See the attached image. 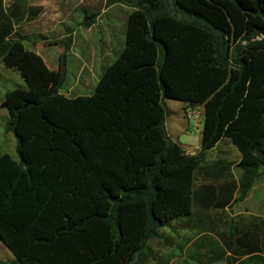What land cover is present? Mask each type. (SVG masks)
Here are the masks:
<instances>
[{"label": "trees", "instance_id": "16d2710c", "mask_svg": "<svg viewBox=\"0 0 264 264\" xmlns=\"http://www.w3.org/2000/svg\"><path fill=\"white\" fill-rule=\"evenodd\" d=\"M113 5L133 10L124 47L91 96L68 98L59 91L70 39L49 69L16 32L42 8L0 0V61L26 84L1 103L18 161L0 154V241L13 257L0 264L153 259L148 241L193 214L207 151L225 139L239 151L234 203L264 167V0H106ZM166 98L201 109L195 155L167 137ZM234 243L248 248L242 263L264 264L259 237Z\"/></svg>", "mask_w": 264, "mask_h": 264}, {"label": "rangeland", "instance_id": "374dc122", "mask_svg": "<svg viewBox=\"0 0 264 264\" xmlns=\"http://www.w3.org/2000/svg\"><path fill=\"white\" fill-rule=\"evenodd\" d=\"M14 2L25 8H42L34 19L26 16L19 21L16 32L23 39L24 47L38 53L49 69L57 71L66 41L70 39V48L72 47L74 55L66 59L69 48L65 56L67 77L60 94L68 98L91 96L102 71L116 58L113 54L117 53L120 47H124L127 18L133 10L124 5L106 7V0H4L7 7ZM84 24L90 26L86 28ZM107 54L110 56L108 60L103 58ZM80 57L85 64L83 78L80 77L78 68L81 64ZM16 89H26V84L18 72L6 68L0 61V154H8L18 161L17 140L12 132L5 130L9 115L1 107L6 93ZM164 104L169 111L165 122L168 138L185 145L189 150L200 148V131L203 128L201 109L197 110L199 121L196 122L187 117L184 103L166 98ZM223 148L224 143L220 144L219 150ZM219 156L217 151H213L209 154V159L214 160ZM262 174L264 167L261 168ZM251 207L258 208L256 204ZM192 239L207 242L216 241L217 237L195 235ZM191 249L192 247H189V250ZM189 250L186 252L187 256L190 255ZM146 256L144 254L139 257L137 262ZM0 259L6 262L13 260L1 241ZM186 260L185 264H192L191 258Z\"/></svg>", "mask_w": 264, "mask_h": 264}, {"label": "crops", "instance_id": "0c3cea01", "mask_svg": "<svg viewBox=\"0 0 264 264\" xmlns=\"http://www.w3.org/2000/svg\"><path fill=\"white\" fill-rule=\"evenodd\" d=\"M121 50L120 47L113 56L117 57ZM71 55H74L72 47L66 59ZM109 57L107 54L103 58L108 60ZM66 62L67 60H65L67 77ZM80 63L78 68L80 77L83 78L85 64L81 57ZM184 105L186 111L187 104L184 103ZM223 143L225 148L219 150L220 144ZM179 144L190 156L200 150V148L189 150L185 145ZM213 151H217L220 156L211 160L209 154ZM238 152L226 139L221 140L213 150L206 152L205 161L194 175L193 214L184 219H175L162 228L159 238L148 241L153 259L149 254L143 253L136 257L133 264H185L188 257L191 258L192 264H246L242 262H245L248 257L238 254L248 251L247 246L238 247L234 243L246 233L249 239L254 236L259 237L262 247L264 244V174L261 175L260 171L248 196L242 202L234 203V199L238 196V179L241 174L238 168L240 161ZM255 204L257 209L251 207ZM195 235H211L217 239L207 242L195 241L192 239ZM189 247L192 249L189 250ZM188 250L189 256L186 253ZM261 251V254H264V248ZM144 254L147 255L145 259L137 262L138 258L143 257Z\"/></svg>", "mask_w": 264, "mask_h": 264}, {"label": "built area", "instance_id": "2783aa9c", "mask_svg": "<svg viewBox=\"0 0 264 264\" xmlns=\"http://www.w3.org/2000/svg\"><path fill=\"white\" fill-rule=\"evenodd\" d=\"M198 109L190 110L187 108L186 114L189 119H192L194 121H199V114L197 113Z\"/></svg>", "mask_w": 264, "mask_h": 264}]
</instances>
